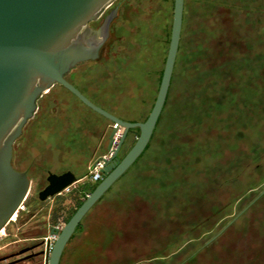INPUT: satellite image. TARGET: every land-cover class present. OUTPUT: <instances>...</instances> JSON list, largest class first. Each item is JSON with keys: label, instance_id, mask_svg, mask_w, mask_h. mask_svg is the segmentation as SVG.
I'll return each instance as SVG.
<instances>
[{"label": "rangeland", "instance_id": "1", "mask_svg": "<svg viewBox=\"0 0 264 264\" xmlns=\"http://www.w3.org/2000/svg\"><path fill=\"white\" fill-rule=\"evenodd\" d=\"M201 1L184 0L183 47L203 13ZM209 1L214 4V0ZM225 1L227 6L218 3L204 12L218 27L204 66L215 67L224 59L222 42H235L232 48L244 52L246 45L235 41L240 37L247 39L254 51L264 54V0H241L247 4L245 8L239 0ZM172 12L173 0L125 2L100 59L78 64L65 79L97 107L123 121L141 122L148 116L159 87ZM184 69L179 55L169 105H175L186 95L184 89L189 82ZM259 73V109L248 126L228 134L207 123L191 127L190 136L196 137L199 147L211 148L203 152L207 160L202 158L195 171L189 165L193 159L194 166L199 155L190 157L187 145L179 147L187 142L186 134L167 128L168 121L176 116L171 109L170 120L168 117L165 126L161 123L162 131L156 132L150 148L83 217L59 264H264V68ZM110 126L109 121L59 85L44 94L13 147V163L28 170L31 186L23 210L6 229L16 232L18 221L14 220L29 218L24 209L34 215L30 226L36 222L44 225V236L51 226L65 223L77 203L84 200L86 190L100 181L79 182L67 193L38 200L37 193L45 183L47 171L60 173L70 167L74 173L82 171L74 162L61 158L60 152L65 150L60 149V138L66 136L67 141V133L74 134L73 149L79 151L93 128L106 127L109 132ZM137 136V128L127 133L119 157L129 150ZM222 142L228 144L221 145ZM210 150L220 151L218 161L209 158ZM181 157L185 160L182 165H188L186 171L182 167L186 179L190 176L188 181L178 189L161 187L165 179L163 168H168L167 176L172 177ZM215 165L223 166L216 175L206 174L207 168ZM222 207L228 208L215 215V210ZM4 232L2 229L1 234ZM0 238V246L11 240Z\"/></svg>", "mask_w": 264, "mask_h": 264}, {"label": "water", "instance_id": "2", "mask_svg": "<svg viewBox=\"0 0 264 264\" xmlns=\"http://www.w3.org/2000/svg\"><path fill=\"white\" fill-rule=\"evenodd\" d=\"M126 0H0V233L19 212L30 191L26 171L13 167V147L23 128L37 111V101L59 85L84 106L113 124L107 150L114 135L121 136L102 173L89 193L57 234L47 264H59L77 226L111 186L134 164L150 142L164 107L178 53L184 0H173L169 45L152 108L141 122H126L90 102L65 76L78 64L97 61L111 39V27L119 19ZM140 1V0H136ZM139 129L134 144L117 157L129 130ZM71 171L49 173L38 199L60 195L78 183Z\"/></svg>", "mask_w": 264, "mask_h": 264}, {"label": "trees", "instance_id": "3", "mask_svg": "<svg viewBox=\"0 0 264 264\" xmlns=\"http://www.w3.org/2000/svg\"><path fill=\"white\" fill-rule=\"evenodd\" d=\"M240 4H244V8L247 7V4L239 0ZM214 4H211L209 0H203L200 2V8L202 9V14L199 13V20L195 24V28L191 30V33L188 34V39L185 42V46L182 44V33L179 42L178 53L176 57V62L181 55V60H183L185 71L187 73V81L189 82L188 86H185V96L183 100L175 102V105L168 104V96L171 84L173 82V74L167 94V98L162 109V112L158 118L156 127L150 139V142L146 146L144 152L140 155V157L134 162V164L142 157V155L150 148V143L153 141V138L157 131H162L164 122L168 121L169 113L173 110L176 113L175 117H172L171 121H168L170 124L167 128L172 129V132H178L181 134H186L184 137L187 142L184 144H180L179 147L183 145L185 146L186 152L191 157H197L198 162L194 166L193 159L191 160V166L189 167L194 171L198 169L200 161L204 158L203 152H208L209 149L202 150L197 144L196 137L193 139L190 134L191 127L200 126V124L207 123L208 125H213L215 130L225 131V134H228L229 131L237 130L238 128L248 126L250 121L253 118V115H257V110L259 109L257 102V95L259 94L257 79L260 75V71L264 68V54L258 53L250 48V43H246L247 39L237 38V42L243 43L246 45V50L238 51L235 48H232L233 43L231 44L227 41L225 43L222 42L221 46V54L224 56L215 67H211L208 64L204 66V62L208 61V54L211 52L212 45H210L211 39L217 36V25L214 20L210 19V15L205 11L211 10L218 3H221L219 6H227L225 0H214ZM123 8V7H122ZM121 10L119 12V15ZM214 18V17H213ZM115 23V22H114ZM171 31V29H170ZM170 34L168 38L169 45ZM246 43V44H245ZM237 48V47H236ZM167 54V53H166ZM254 56V57H252ZM249 58H253L254 61L249 60ZM218 65V66H217ZM217 66V67H216ZM175 69V67H174ZM163 71V70H162ZM175 70H173L174 72ZM184 71V72H185ZM162 76V72H161ZM160 76V79H161ZM159 79V83H160ZM63 88V87H62ZM66 90V89H65ZM67 91V90H66ZM68 92V91H67ZM70 93V92H69ZM71 94V93H70ZM72 95V94H71ZM73 96V95H72ZM76 98V97H75ZM77 99V98H76ZM78 100V99H77ZM79 101V100H78ZM80 102V101H79ZM169 105V106H168ZM168 107V109H167ZM172 109V110H171ZM168 110V111H167ZM252 114V115H251ZM251 115V116H250ZM255 117V116H254ZM147 118V117H146ZM144 118L142 121H145ZM170 120V117H169ZM108 121V120H107ZM111 123V122H110ZM161 128H159V126ZM166 125V124H165ZM164 125V126H165ZM231 128V129H230ZM159 129V130H158ZM167 130V129H166ZM128 132H131L129 130ZM139 135V129H137ZM218 138H220L221 133L216 134ZM215 140H218L215 138ZM219 141V140H218ZM220 142V141H219ZM200 143V142H199ZM228 142H222L221 145H227ZM210 147V146H208ZM211 151V150H210ZM63 152V151H62ZM186 153V155H188ZM210 159L219 160L220 151H211ZM188 156H186L187 158ZM175 165H177L178 170L172 173L174 174L169 178L168 168H163L162 178H165L161 181V187L166 188L167 186L172 187V189H178L181 184L185 181H188V177L186 179V175L184 174L187 170L186 167L182 164H185V160L181 157V159L176 161ZM133 164V165H134ZM228 164V163H227ZM223 166V165H222ZM222 166H214L211 168H207L206 174H214L218 173ZM182 167H185V171H183ZM196 167V168H195ZM207 166H205L206 168ZM170 174V173H169ZM175 176V177H174ZM161 178V177H160ZM97 184H94L89 189L86 190L85 197L89 193H91ZM84 197V199H85ZM83 201L77 203L76 208L70 213L68 218L65 220V223L69 220V218L73 215L76 209L82 204ZM228 207H222L221 209H216L215 215L222 214L221 212L227 209ZM79 226V225H78ZM77 226V227H78ZM46 232V231H45ZM43 233V235L45 234ZM73 236V235H72ZM72 238V237H71Z\"/></svg>", "mask_w": 264, "mask_h": 264}, {"label": "flooded vegetation", "instance_id": "4", "mask_svg": "<svg viewBox=\"0 0 264 264\" xmlns=\"http://www.w3.org/2000/svg\"><path fill=\"white\" fill-rule=\"evenodd\" d=\"M127 1L129 0H126L122 3V5L119 8V12L122 9L124 3ZM113 24H112V27H113ZM112 27H111V33H112ZM181 33H182V28H181ZM180 38H181V35H180ZM112 126L113 124L111 123L109 132L106 129V127H102L99 129L93 128L92 134L90 136H87L86 138L84 137L85 139L83 142V147L79 151H75L73 149L74 142H75V135L74 134L70 135L67 133L68 140L65 141V137H66L65 133L62 134L65 137L60 138L61 140H63V141H60V144H61L60 149L65 150V151L60 152L61 158L63 160L72 161V163L74 162L75 165H77L78 167L80 166L82 168V171L81 169H79L77 173H74L72 171V168L70 167L68 169H64L63 172L53 173V174L59 175L64 172L71 171L74 175H76L77 178L81 179L79 182L82 183V182L87 181L90 184H93V182H91L88 177L89 166H87V163L91 162L92 164V162L96 158L102 156L103 154L107 152V146H108L109 136L112 131ZM121 150H122V147L117 154V157L120 160L128 152L127 151L125 154H123L122 157H119ZM65 152L67 154H65V157H63L62 155ZM111 162L113 163L114 161L112 160ZM13 167L17 171H26V174L28 177L29 173L27 169H20L17 166H15L14 163H13ZM49 173H52V172L47 171V175L45 177V183L39 189L37 193V198H38L39 192L42 191L48 184L47 176ZM101 177H103V173L101 174ZM24 212L30 216L26 221H21V220H16V219L14 220V221H18L16 232H11L9 228L6 229L9 226V224L13 221L12 219V221L5 228L6 232H4L3 234L0 233V237H4L5 239L6 238L11 239L7 243H4L3 245L0 246V264H46L44 260V255H43V237H44L43 233L46 231V228L44 227L43 224L39 222H36L34 223L33 226L32 225L30 226L29 223L34 218V215H31L32 212L29 209L27 210L24 209ZM0 240H2V238H0Z\"/></svg>", "mask_w": 264, "mask_h": 264}, {"label": "built area", "instance_id": "5", "mask_svg": "<svg viewBox=\"0 0 264 264\" xmlns=\"http://www.w3.org/2000/svg\"><path fill=\"white\" fill-rule=\"evenodd\" d=\"M120 136H121V130H119L114 135L113 141L111 144V148L109 150H107V152L105 154L96 158L92 162V164L89 166L88 177H89V180L91 182L96 183V182H99L100 180H102V177H101L102 171H103L105 165L112 160L113 153H114L115 149L117 148ZM70 188L71 187H68L62 193L69 192ZM20 210H23V204L20 206L19 211ZM63 226H64L63 222H59L56 225L51 226L48 230V233L43 237V255H44V260H45L46 264H47L50 252L52 250L53 244L57 238V234L51 233L50 230L54 229L57 233H59L61 231V229L63 228Z\"/></svg>", "mask_w": 264, "mask_h": 264}]
</instances>
